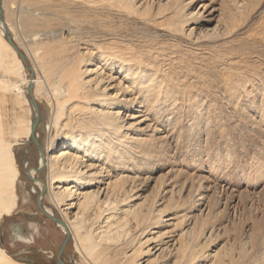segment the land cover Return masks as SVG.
<instances>
[{
    "label": "bare ground",
    "instance_id": "6f19581e",
    "mask_svg": "<svg viewBox=\"0 0 264 264\" xmlns=\"http://www.w3.org/2000/svg\"><path fill=\"white\" fill-rule=\"evenodd\" d=\"M196 2L1 0L0 223L18 207L16 147L32 140L33 120L23 108L13 111L15 116L12 110L22 103L31 108L33 99L38 107V128L37 97L42 95L50 112L44 130L49 142L40 150L38 169L47 170L48 184L36 180L35 169L28 175L40 190H48L63 217L58 225L75 236L91 264H240L231 254L222 257L207 250L213 235H208L206 228L210 206L194 222L181 227L175 208L170 207L174 192L169 198L161 196L164 190L156 183L157 191L143 196L146 178L127 168L138 156L146 161L151 148H141L160 138L156 137L155 118L150 120L147 111L149 106L154 108L151 105L157 97L167 98L165 93L172 86L166 83L164 87L165 80L156 76L169 74L173 69H165L164 64L171 66L172 59L178 57L175 51L155 48L129 35L127 19L169 29L172 48L185 45L191 48L187 52L197 55L202 50L198 42L203 39L196 33V25L209 14L206 16L208 5L196 8ZM229 28L224 26L223 32ZM218 29L207 30V35ZM6 36L20 51L19 45L28 49L41 66L44 81L35 71L31 80L25 78L23 61ZM228 61L209 64L217 70L222 88L236 90L250 72L236 67L241 63L238 60L227 68ZM234 71L243 79L235 78ZM199 84L193 81L184 88L194 89ZM30 85L32 93L27 94ZM146 130L148 134H142ZM113 164L118 176L112 172ZM246 243L238 246L245 256L254 250ZM0 264L23 263L0 248Z\"/></svg>",
    "mask_w": 264,
    "mask_h": 264
},
{
    "label": "rangeland",
    "instance_id": "374dc122",
    "mask_svg": "<svg viewBox=\"0 0 264 264\" xmlns=\"http://www.w3.org/2000/svg\"><path fill=\"white\" fill-rule=\"evenodd\" d=\"M163 1L156 0L155 5ZM201 5H208L209 21L202 17L196 25V33H201L203 39L202 43L198 42L202 50L197 55L187 52L191 48L185 45L172 48L169 29L136 18L127 19L129 35L142 38V42L155 48L175 51L178 56L176 61L172 59L171 66L164 64L165 69H173L169 74L161 72L156 76L161 82L165 80L164 87L170 84L171 91L165 93L167 98L154 99L151 105L154 108L149 106L147 111L150 120L155 118L154 124L159 128L156 137L160 138L150 147L141 148H151L150 156L144 157L146 161L142 162L138 156L127 168L146 178L143 196L155 193L158 185L164 190L161 196L169 198L174 192L170 207L175 208L181 227L194 222L210 206L206 228L208 235L211 232L213 235L207 250L222 257L231 254L240 264L248 260L249 264H264V0H197L196 8ZM169 23L162 25L170 26ZM224 26H230L229 30L223 32ZM216 27L219 28L216 33L207 35V30ZM19 48L26 58L25 78L31 80L35 71L44 81L43 70L32 54L20 45ZM235 59L241 62L236 67L250 73H246V81L236 86V90L224 89L217 70L209 63L229 60L226 63L229 68ZM236 75L235 78L243 79V75ZM193 81L200 83L199 87L184 88V84L191 85ZM41 96L37 97L41 114L36 132L39 147L32 140L16 147L20 171L18 207L0 223V248L23 264H59L57 257L66 239L63 228L39 210L37 201L42 189L28 175L30 170L39 168L40 150L49 142L44 130L50 112L46 98ZM13 108L12 112H21L23 108L27 117L35 121L32 105V110L25 103ZM142 134H148L147 130ZM111 168L118 176L114 164ZM36 180L48 184L47 170L38 173ZM41 206L62 221L48 190L41 198ZM174 236L176 239L177 234ZM243 242H248L247 248L254 246L246 256L238 249ZM61 261L91 264L73 234Z\"/></svg>",
    "mask_w": 264,
    "mask_h": 264
},
{
    "label": "water",
    "instance_id": "95a60500",
    "mask_svg": "<svg viewBox=\"0 0 264 264\" xmlns=\"http://www.w3.org/2000/svg\"><path fill=\"white\" fill-rule=\"evenodd\" d=\"M0 2H1V0H0ZM2 16H3V14H2V10H1V8H0V18L2 19ZM3 20V19H2ZM7 40H8V42L10 43V45L17 51V53H18V55H19V57L21 58V60L26 64V58H25V56H24V54L16 47V45L13 43V39L11 38V37H7ZM30 70V72L32 73V70L31 69H29ZM29 91L32 93V85H30L29 86ZM31 101H32V105H33V108H34V111H35V113H36V119H35V121L33 122V125H32V134H31V139H32V141L34 142V144L37 146V147H39L38 146V143H37V140L35 139V132H36V129H37V125H38V122H39V115H38V107H37V104H36V102L33 100V99H31ZM38 173H41L42 171H43V169H38V170H36ZM29 179L31 180V181H34V178H32V177H30L29 176ZM35 182V181H34ZM46 193V188L44 187L42 190H41V194H40V197L38 198V201H37V203H38V208H39V210L48 218V219H50V220H52L53 222H55L56 224H61V222H60V220L59 219H56V218H54L53 216H51V215H49L44 209H43V207L41 206V198L43 197V195ZM69 240H70V235L68 234V233H66V239L64 240V242H63V244H62V246H61V248H60V252H59V255H58V257H57V262L59 263V264H64L63 263V261H61V256H62V254H63V252H64V250H65V247H66V245H67V243L69 242Z\"/></svg>",
    "mask_w": 264,
    "mask_h": 264
}]
</instances>
